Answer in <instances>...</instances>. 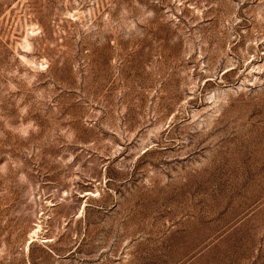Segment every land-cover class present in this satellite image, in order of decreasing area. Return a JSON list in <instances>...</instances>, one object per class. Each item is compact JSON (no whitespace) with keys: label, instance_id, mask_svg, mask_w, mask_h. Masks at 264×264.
Here are the masks:
<instances>
[{"label":"rangeland","instance_id":"obj_1","mask_svg":"<svg viewBox=\"0 0 264 264\" xmlns=\"http://www.w3.org/2000/svg\"><path fill=\"white\" fill-rule=\"evenodd\" d=\"M0 264H264V0H0Z\"/></svg>","mask_w":264,"mask_h":264}]
</instances>
